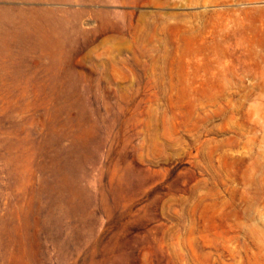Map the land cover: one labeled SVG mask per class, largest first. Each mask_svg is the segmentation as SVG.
I'll return each mask as SVG.
<instances>
[{
	"label": "rangeland",
	"instance_id": "obj_1",
	"mask_svg": "<svg viewBox=\"0 0 264 264\" xmlns=\"http://www.w3.org/2000/svg\"><path fill=\"white\" fill-rule=\"evenodd\" d=\"M0 264H264V0H0Z\"/></svg>",
	"mask_w": 264,
	"mask_h": 264
}]
</instances>
